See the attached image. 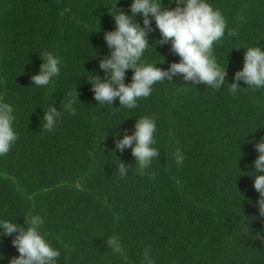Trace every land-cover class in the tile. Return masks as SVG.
<instances>
[{
    "label": "trees",
    "instance_id": "1",
    "mask_svg": "<svg viewBox=\"0 0 264 264\" xmlns=\"http://www.w3.org/2000/svg\"><path fill=\"white\" fill-rule=\"evenodd\" d=\"M130 2L118 0L117 10L127 12ZM207 2L226 23L213 54L232 83L244 51L255 44L264 50V0ZM115 3L0 0V100L13 106L18 134L0 157V219L23 225V217L39 215L42 235L61 253L57 264H264V223L253 219L259 194L245 175L257 156L253 145L264 137V89L233 95L227 83L194 88L177 76L153 85L135 109L97 105L86 79L104 78L97 61L110 51L103 35L114 30ZM151 27L153 43L160 35ZM44 53L61 60V73L37 87L30 76ZM144 60L166 70L179 57L170 44H157ZM131 76L127 70L125 84ZM73 90L76 114L45 131L43 111L52 104L62 110ZM141 117L155 119L160 150L145 175L136 172L130 148L114 150L113 137L131 134ZM177 147L182 165L175 163ZM120 161L132 167L123 179ZM14 236L0 237V264L19 255ZM114 236L118 253L107 244Z\"/></svg>",
    "mask_w": 264,
    "mask_h": 264
},
{
    "label": "clouds",
    "instance_id": "2",
    "mask_svg": "<svg viewBox=\"0 0 264 264\" xmlns=\"http://www.w3.org/2000/svg\"><path fill=\"white\" fill-rule=\"evenodd\" d=\"M117 3L118 0L109 14L114 22V30L103 35L109 54L97 61L104 78L93 73L92 77L86 79L97 105L110 107L114 101H118L117 108L135 109L140 99L151 95L153 85L172 82L177 76L185 84L191 82L194 88L204 84L214 90L223 89L227 83L226 67L221 68L217 63L213 46L224 37L226 23L221 13L213 9L207 0H168L166 7L162 0H131L127 12L117 10ZM173 3L175 7H170ZM153 22L160 38L150 43L148 34L153 30ZM157 44H170L171 52L179 57V61L170 63L166 70L156 67L158 63H147L144 53L149 46L155 49ZM41 60L39 73L31 75L30 79L32 85L46 87L60 75L62 62L52 53H44ZM127 70H132V76L130 82L125 84ZM232 80V83L227 84L233 95L241 88L264 89V50L261 47L255 44L244 51L242 68L235 72ZM241 81L247 87H241ZM77 95L73 90V94L63 103L62 110L52 104L46 112L43 111L40 119L45 131L54 132L65 113L76 114L74 105ZM15 119L13 106L0 100V157L8 154L18 140L14 129ZM156 131L154 118L141 117L135 119L131 134L126 133L120 139H115L118 132L113 134L114 150L123 152L130 148L136 172L140 175H145L152 161L159 156L160 150L154 147ZM253 147L257 156L252 161V171L245 175L254 177L253 188L259 194L255 202L258 217L253 219L258 218L264 223V137L256 140ZM174 159L177 165L184 162L185 157L179 147L175 150ZM131 169L120 161L119 176L125 178ZM23 220L21 225L0 219V237L15 234L11 243L19 253L17 257L9 258L8 264H57L61 253L42 235L43 219L39 215H29ZM107 244L114 252L121 251L118 237L108 239ZM150 251V248L144 249L146 260L149 259ZM3 259L4 255L0 253V260Z\"/></svg>",
    "mask_w": 264,
    "mask_h": 264
}]
</instances>
